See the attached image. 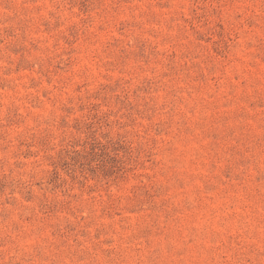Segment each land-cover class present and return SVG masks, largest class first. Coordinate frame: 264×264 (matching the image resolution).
<instances>
[{"label":"rangeland","instance_id":"rangeland-1","mask_svg":"<svg viewBox=\"0 0 264 264\" xmlns=\"http://www.w3.org/2000/svg\"><path fill=\"white\" fill-rule=\"evenodd\" d=\"M0 264H264V0H0Z\"/></svg>","mask_w":264,"mask_h":264}]
</instances>
